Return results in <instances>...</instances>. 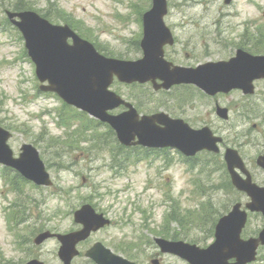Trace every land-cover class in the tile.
I'll return each mask as SVG.
<instances>
[{
    "label": "rangeland",
    "instance_id": "374dc122",
    "mask_svg": "<svg viewBox=\"0 0 264 264\" xmlns=\"http://www.w3.org/2000/svg\"><path fill=\"white\" fill-rule=\"evenodd\" d=\"M15 1L0 0V125L12 133L9 144L16 155L24 143H33L45 161L53 158L52 167L53 162L57 164L53 168L47 165L54 179L52 188L24 183L18 194L0 178V264H22L31 258H39L46 264H62L57 256L56 239L40 246L33 240L42 229L62 233L74 229L71 212L85 202L112 219V225L97 233L92 241L101 240L136 264H151L155 255L160 254L154 243L155 236L201 246L211 244L215 219L229 211L232 201L239 197L224 188L229 177L220 157L198 154L191 162L197 166L192 170L182 156L169 153L166 163L155 162L161 165V174L155 165H149L151 161L132 164L124 170H111L109 166L115 158L111 150L115 144L108 141L104 129L99 134H103L100 138L105 140V145L100 146L96 132L89 131L92 123L88 118L64 110L66 107L58 97L39 90L35 66L23 50L24 41L8 25L4 14L5 8L13 7ZM27 2L41 14L49 4L55 3L72 26L109 54L141 56L136 47L143 32L140 15L149 9L150 0ZM166 21L178 37V44L168 47L170 58L183 65L226 59L242 42L248 44L249 51L264 52V34L262 43L253 45V39L264 31V0H235L230 6L224 5L223 0H169ZM258 87L257 95L250 99L242 98L240 93L219 98L221 104L232 107L229 106L232 111L229 122L218 119L214 112L215 100L204 96L196 87H179L183 89L164 94L163 101L151 97L150 101L140 103L162 104L157 107L162 106V110L176 117L187 118L197 127L210 124L226 136L229 145L241 150L258 180L263 182L264 177L258 175L254 162L264 151V81ZM120 90L124 95L132 91L141 97L149 91L122 86ZM183 92L185 95L181 96ZM249 100L257 104L252 106L256 116L237 112L238 105L248 104ZM86 135L91 140L83 143L87 148L83 151L80 138ZM64 140H69L74 148L79 147V151L59 150L57 146ZM13 209L14 222L10 214ZM174 210L184 220L180 225L174 222L167 226L166 216ZM262 227V217L253 214L243 236H257ZM160 255L162 264H187L179 257ZM75 264L85 263L79 258ZM253 264H264V246Z\"/></svg>",
    "mask_w": 264,
    "mask_h": 264
},
{
    "label": "water",
    "instance_id": "95a60500",
    "mask_svg": "<svg viewBox=\"0 0 264 264\" xmlns=\"http://www.w3.org/2000/svg\"><path fill=\"white\" fill-rule=\"evenodd\" d=\"M229 2L230 0H226ZM14 16L15 14H11ZM22 14H20L21 16ZM36 20L39 21L37 17ZM53 27L43 26L40 29H33L30 27L31 36L28 40L27 47L29 53L38 65V75L42 81L50 80L53 84L58 85V90L69 101L82 106V104H92L94 108L102 106V104H118L117 98L113 95L110 96L106 92L107 87L112 80V74L117 73L123 78V75L128 76L130 69L134 66L133 63L119 62L116 60H105L102 58H95L88 52L79 60L84 62L79 67L72 70L73 65L64 71H59L58 67L50 68L48 65L54 59L55 61L65 62L72 61L73 57L77 55L74 51L83 52V48L79 42H76V46H69L66 43L65 38L69 35H65L61 38L57 37V31L53 30ZM27 34V31L25 29ZM28 36V34H27ZM100 65H99V64ZM254 65L258 68L264 69V61L256 60ZM74 76H77L75 78ZM146 76L139 68L135 73L125 78L128 81L133 79H140L144 81ZM81 79V80H80ZM58 81L64 82L63 84ZM219 84V78L214 76L213 85ZM121 135V134H120ZM130 136L121 135V141L127 142ZM8 134L0 129V160L15 166L25 175H30L39 184H51L49 176L45 173L43 164L40 162L36 150L34 153L22 154L20 158L14 159L12 151L6 146V140ZM168 144L175 143V139L168 138ZM184 146L189 148L192 153L194 150L206 147L205 135L203 131L188 134L183 142ZM29 151H32L30 146H27ZM194 149V150H193ZM232 158L230 161L229 158ZM236 153L229 152L227 159L229 160V167L231 172L236 166L235 164ZM264 159V157H262ZM262 163L261 161H259ZM264 163H262L263 165ZM29 177V176H28ZM233 179L236 177L233 173ZM257 197V204L252 206L253 209H261L264 212V190L262 192L257 190L254 195V199ZM76 220L85 225V230L89 232L91 229H98L109 223L105 220L103 215L96 214L90 206H84L81 210L76 212ZM246 222V214L243 212H235L221 221L218 226V240L212 246L205 250L198 249L195 246L185 245V250L190 251L196 261V264H201L200 261L204 257L207 260L204 264H228L227 261L230 257L236 256L239 260L236 264H244L255 259V251L258 247L259 241L264 243V230L261 233V239H250L249 241L240 240V231ZM232 229V230H231ZM230 230V234L228 231ZM76 234L58 236L63 242L60 254L63 256L66 264H70V260L67 259V255L72 251L74 245L70 242L71 239L75 242ZM51 236L49 232L41 234L37 238V243H41L43 240ZM171 247L178 248L182 246L181 243L172 244L167 242ZM241 244V245H239ZM180 246V247H179ZM180 251V250H177ZM94 257L97 262L101 264H115L114 260L117 259L109 250L105 249L101 244H97L89 253ZM120 260V259H118ZM120 264H125V261L120 260Z\"/></svg>",
    "mask_w": 264,
    "mask_h": 264
},
{
    "label": "flooded vegetation",
    "instance_id": "af4514ba",
    "mask_svg": "<svg viewBox=\"0 0 264 264\" xmlns=\"http://www.w3.org/2000/svg\"><path fill=\"white\" fill-rule=\"evenodd\" d=\"M161 257L162 256H160L158 253L155 255V257L154 258H158V259H161ZM151 264H152V262H151Z\"/></svg>",
    "mask_w": 264,
    "mask_h": 264
}]
</instances>
